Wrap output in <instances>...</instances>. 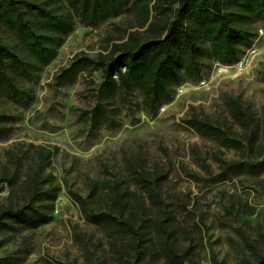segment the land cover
Here are the masks:
<instances>
[{
    "label": "trees",
    "instance_id": "16d2710c",
    "mask_svg": "<svg viewBox=\"0 0 264 264\" xmlns=\"http://www.w3.org/2000/svg\"><path fill=\"white\" fill-rule=\"evenodd\" d=\"M127 10L135 13V24L142 30L129 31L106 53H76L50 83L61 87L83 72L99 71L93 103L81 111L94 133L104 126L118 127L122 106L131 109L125 105L127 95L139 93L138 109L156 114L179 83L197 81L213 62H236L258 30L264 31V0H0V104H29L33 85L55 57L75 18L91 25ZM226 104L230 121L194 112L184 120L202 137L238 153L234 159L215 155V170L203 161L208 182L264 172V119H256L237 97H228ZM13 118L0 109V139L8 136ZM30 146L34 152L22 175L21 155L5 151L12 170H0V184L8 188L0 202L2 238L47 223L61 189L53 172L45 171L56 147ZM125 160L123 174L90 182L85 195L67 187L84 220L106 239L110 264H152L158 255L172 264H196L192 246L178 245L175 212L161 186L166 173L145 169L136 157ZM241 237L256 254L253 264H264V247L256 251ZM74 238L91 264H107V254L98 249L101 239L91 243L77 231ZM0 264L14 262L6 254Z\"/></svg>",
    "mask_w": 264,
    "mask_h": 264
},
{
    "label": "rangeland",
    "instance_id": "374dc122",
    "mask_svg": "<svg viewBox=\"0 0 264 264\" xmlns=\"http://www.w3.org/2000/svg\"><path fill=\"white\" fill-rule=\"evenodd\" d=\"M135 22L130 10L91 25L75 18L55 57L33 85L29 104H0V109L14 116L8 136L0 139V170H12L6 150L21 155L22 175L34 152L30 145L54 146L45 171L51 170L61 186L51 219L37 228L0 237L4 239L0 257L8 254L14 264H91L82 244L75 241L74 231L91 243L101 239L98 249L109 253L106 239L84 220L67 187L85 195L90 182L123 174L125 159L136 157L145 169L166 173L161 186L175 212L178 245L192 246L196 264L255 263L256 254L241 235L256 251L264 247V172L208 182L203 161L215 170V155L234 159L238 153L202 137L184 120L194 112L230 121L226 104L230 96L252 110L256 119H264V31L258 30L236 62H213L197 81L179 83L173 97L156 114L138 109L139 93L127 95L125 105L130 104L131 109L122 106L118 127L104 126L94 133L81 111L93 103L99 71L83 72L61 87L50 84L52 77L76 53H106L112 43L126 39L129 31L142 30ZM258 141H262L261 134ZM193 172L198 173L196 177ZM7 193L6 184L1 183L0 202ZM110 262L107 254V264ZM152 264L172 263L158 255Z\"/></svg>",
    "mask_w": 264,
    "mask_h": 264
}]
</instances>
